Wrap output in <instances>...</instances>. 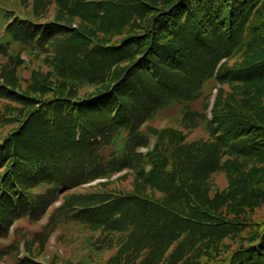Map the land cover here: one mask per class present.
I'll return each mask as SVG.
<instances>
[{
    "label": "trees",
    "instance_id": "trees-1",
    "mask_svg": "<svg viewBox=\"0 0 264 264\" xmlns=\"http://www.w3.org/2000/svg\"><path fill=\"white\" fill-rule=\"evenodd\" d=\"M38 1L25 8L42 18L51 2ZM121 3L54 0L47 21H31L32 11L14 19L31 51L51 56L48 73L25 88L0 85L22 114L0 143V207L11 223L28 209L38 221L60 201L49 220L96 232L90 248H115L108 264H264V215L252 220L264 211V0ZM85 5L95 6L89 28L74 27ZM78 78L92 93L69 90ZM209 82L211 108L194 111ZM172 106L181 126L207 137L143 128ZM95 180L100 190L76 192ZM250 222L255 238L239 246Z\"/></svg>",
    "mask_w": 264,
    "mask_h": 264
},
{
    "label": "rangeland",
    "instance_id": "rangeland-1",
    "mask_svg": "<svg viewBox=\"0 0 264 264\" xmlns=\"http://www.w3.org/2000/svg\"><path fill=\"white\" fill-rule=\"evenodd\" d=\"M53 1L54 0H50V5L43 8L47 14L40 18V11H42L41 8L35 6L38 8L36 11H33L32 6L25 8L27 5H32L33 0H0V5L3 7L2 12H4L2 19L7 17H9L10 20L12 19V21H10V25H12H9L7 28L2 27L0 21V85H2V82L5 83L4 81H8V79H13L15 83L23 89L31 83L30 79L33 73H35V75L48 73L50 69V60L49 58H46V56L50 57L51 54L46 55L38 53L35 50L31 51L30 44L24 42L21 37L17 35V32L20 33V31L17 29L16 25H13V21L27 11L28 13H30V11L33 12V16L27 17L31 21H47L49 20L48 18L53 16ZM36 2L37 5H40L38 0H36ZM121 2L122 3L118 6L129 11V8L131 7L128 3L133 2V0H121ZM163 7H168V5H164ZM93 8H95V6L91 8L89 5H85L84 10L81 12L85 14V20L73 16L71 17L73 20L70 22L74 27L78 23L81 26L84 25L86 29L89 28L91 22L89 15L90 13H94ZM37 11L39 12L37 13ZM152 13L156 14V9H154ZM152 13H149L148 15ZM26 15L28 14L26 13ZM66 22L70 23L69 21ZM232 61L233 60L229 61V63ZM84 79L85 78L69 80V90L74 92L79 91L80 94L92 93V87L89 85L90 83L84 81ZM49 80L53 81V78L49 77ZM213 86L214 83L209 82L203 93L199 95V100L190 104L194 111L201 112V104L212 100V97H214L216 93V89L213 90ZM218 88L221 90L223 89L225 93L227 91V85L225 84L218 86L217 89ZM224 97L225 94L223 95V98ZM20 107L21 104L16 102L13 98L8 96L2 98V95L0 94L1 144L4 142L6 133L13 128V125L16 126V119H14L12 115H16L18 118L22 115L19 112ZM180 122V107L172 106L167 109L159 110L156 115L143 126V128L145 129L147 126L154 127L158 130L172 128L178 133L185 135L187 141L202 140L207 137L204 130L191 126V128H189L187 127L188 125L181 126ZM151 144L153 145L154 142L151 141ZM213 180L216 186L220 189H223L226 184V178L223 174L215 175ZM101 181L102 180H95L94 182L88 183L83 187L78 188L76 192L90 193L92 191L100 190L101 188L95 185ZM37 197H42V195ZM23 205H27L26 200L23 201ZM60 205V201H56L44 216L41 219H38V221H31L29 219L28 213L31 210L28 209V213L25 212L23 217L14 223H11L9 217L5 216L6 203L3 207H0V217L3 219L2 223H9L7 228L4 226L2 230H0L2 231L0 233V264H108L106 260L113 255L115 248L102 251H97L93 247L90 248L88 242L96 239V232L82 230L74 225L71 226L66 223L63 224L59 221L57 215L52 221L49 220L51 213ZM256 211L254 212L255 217L252 219L254 221H258L259 215H264V211ZM14 213V211H11V213L7 214L12 216ZM244 225L246 226L245 228L240 226L243 233L241 234V241L238 243L239 246L245 245L246 242H244V239H247V242L253 241L256 234L257 224L250 222L249 226L246 224ZM230 243V240H226V244ZM236 247L237 244L235 243L231 251L239 248ZM117 261H119L118 258L114 260V264H116Z\"/></svg>",
    "mask_w": 264,
    "mask_h": 264
}]
</instances>
